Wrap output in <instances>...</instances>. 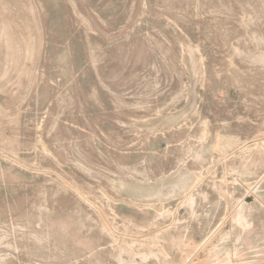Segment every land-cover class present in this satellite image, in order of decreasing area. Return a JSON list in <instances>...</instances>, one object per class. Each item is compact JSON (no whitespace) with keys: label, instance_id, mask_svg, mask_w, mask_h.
Listing matches in <instances>:
<instances>
[{"label":"rangeland","instance_id":"1","mask_svg":"<svg viewBox=\"0 0 264 264\" xmlns=\"http://www.w3.org/2000/svg\"><path fill=\"white\" fill-rule=\"evenodd\" d=\"M0 264H264V0H0Z\"/></svg>","mask_w":264,"mask_h":264}]
</instances>
